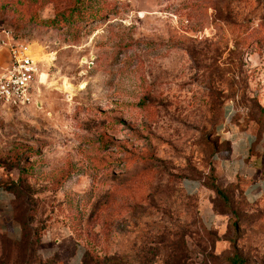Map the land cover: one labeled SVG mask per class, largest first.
Here are the masks:
<instances>
[{
    "label": "rangeland",
    "instance_id": "374dc122",
    "mask_svg": "<svg viewBox=\"0 0 264 264\" xmlns=\"http://www.w3.org/2000/svg\"><path fill=\"white\" fill-rule=\"evenodd\" d=\"M6 34L44 83L0 105V264H264V191L218 171L229 129L263 168L264 0H0Z\"/></svg>",
    "mask_w": 264,
    "mask_h": 264
},
{
    "label": "crops",
    "instance_id": "0c3cea01",
    "mask_svg": "<svg viewBox=\"0 0 264 264\" xmlns=\"http://www.w3.org/2000/svg\"><path fill=\"white\" fill-rule=\"evenodd\" d=\"M220 140L225 142L227 147L219 150L218 164L220 169L218 167V171L230 181L240 179L243 183L241 188L245 197L250 200L256 199L264 191V164L262 168V162H257V155L251 156L253 151L252 136L244 131H232L229 129L226 134L222 135ZM259 154L264 157V145L259 150ZM250 157L253 159L252 161ZM259 161L261 160L259 159ZM259 165H261L260 168ZM8 198V194L0 189V206H3V203L8 201ZM211 214L212 216L208 215L206 217V226L209 224L212 226L216 225L217 218L222 215L213 211ZM225 247L226 244L222 238L215 244V248L218 251Z\"/></svg>",
    "mask_w": 264,
    "mask_h": 264
},
{
    "label": "built area",
    "instance_id": "2783aa9c",
    "mask_svg": "<svg viewBox=\"0 0 264 264\" xmlns=\"http://www.w3.org/2000/svg\"><path fill=\"white\" fill-rule=\"evenodd\" d=\"M5 37L6 41L0 39V105H25L44 83L40 81L43 59L36 58L29 45Z\"/></svg>",
    "mask_w": 264,
    "mask_h": 264
},
{
    "label": "trees",
    "instance_id": "16d2710c",
    "mask_svg": "<svg viewBox=\"0 0 264 264\" xmlns=\"http://www.w3.org/2000/svg\"><path fill=\"white\" fill-rule=\"evenodd\" d=\"M214 189V191L218 194V196L222 197L223 200H225V198H223V191L221 190L220 187H218L217 185L213 186L212 187ZM215 213H218V214H223V213H220V212H215ZM233 228L235 229L234 225H233ZM229 244H230V241L231 240H228ZM215 246V245H214ZM228 261L230 262V264H245L244 263V260L239 257L235 252L232 253L229 257H228ZM188 264V263H187Z\"/></svg>",
    "mask_w": 264,
    "mask_h": 264
},
{
    "label": "bare ground",
    "instance_id": "6f19581e",
    "mask_svg": "<svg viewBox=\"0 0 264 264\" xmlns=\"http://www.w3.org/2000/svg\"><path fill=\"white\" fill-rule=\"evenodd\" d=\"M84 60H85V59H83L82 62H84ZM41 77H42V72H41V74H40V81H41ZM63 87H64V90H65V91H71V89L73 88V86H72L71 84L67 83V82H65V83L63 84ZM81 88H83V87H81Z\"/></svg>",
    "mask_w": 264,
    "mask_h": 264
}]
</instances>
